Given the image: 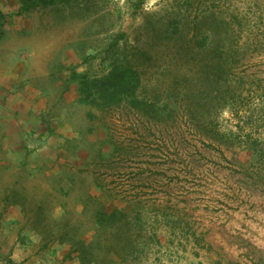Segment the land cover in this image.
<instances>
[{
	"label": "rangeland",
	"instance_id": "374dc122",
	"mask_svg": "<svg viewBox=\"0 0 264 264\" xmlns=\"http://www.w3.org/2000/svg\"><path fill=\"white\" fill-rule=\"evenodd\" d=\"M43 1L29 14L63 27L66 75L101 77L131 58L136 96L154 108L88 104L96 127L81 135L79 171L102 201L82 198L90 208L64 231L62 257L33 246L11 264H264V0ZM209 52L222 63L213 85ZM163 108L164 122L147 123ZM101 206L113 219L95 225Z\"/></svg>",
	"mask_w": 264,
	"mask_h": 264
},
{
	"label": "crops",
	"instance_id": "0c3cea01",
	"mask_svg": "<svg viewBox=\"0 0 264 264\" xmlns=\"http://www.w3.org/2000/svg\"><path fill=\"white\" fill-rule=\"evenodd\" d=\"M22 1L0 0V256L6 244L5 262L24 260L28 255L21 250L33 246L62 257L61 249L70 245L64 231L79 229V218L90 208L82 198L102 196L79 171L89 159L88 143L79 141L83 134L85 141L94 137L89 131L96 127L91 116L97 110L66 75L74 52L64 48L63 27L34 18Z\"/></svg>",
	"mask_w": 264,
	"mask_h": 264
},
{
	"label": "trees",
	"instance_id": "16d2710c",
	"mask_svg": "<svg viewBox=\"0 0 264 264\" xmlns=\"http://www.w3.org/2000/svg\"><path fill=\"white\" fill-rule=\"evenodd\" d=\"M22 3L23 8L25 10H29L39 6L40 4H46L47 2L43 0H23ZM170 25H172V23L171 21H168L166 29H168ZM209 53L210 56L208 55L209 57L207 58L208 62L206 64V67L209 68L211 66V68H209L211 69V71L209 72L208 76L211 77L210 82H212L213 85V83H216V79H218V77L222 73V63L218 64V61L215 63L216 58L214 56H211L215 53ZM119 55L120 54H118V56L112 60L109 71L101 77L89 78L86 75L77 74L74 71L71 73V79L78 83L82 100L87 104L98 107L101 106L102 108H117V106H119L121 102H124L125 105L129 108H138L141 105L142 107H144L143 109L145 111L147 108L153 112L154 102L143 104V102H140V100L136 96V90L140 81L137 67L132 63L131 58H120ZM209 63L210 65H208ZM214 87L216 89H214L213 91V96L211 95L212 91L209 92L207 90L205 100H207L208 104L212 102L219 104L218 102L221 99V89H219V87L217 86ZM170 106H172L171 109H169L171 112H174L175 109L177 110L175 103ZM164 107L166 108L167 104L164 105ZM165 108L160 109L161 112L156 111L154 114L155 116H149V114L143 115L147 118V123L149 120L153 121L154 124L164 122V120L160 118L159 114L163 113ZM96 213L97 215L95 214V216L97 217V220L94 221L95 225L106 224V218L113 219L114 215L113 210L106 212L103 206H101ZM109 223L111 222H108V224ZM85 242L86 241L81 242L83 246L88 247L91 244H87ZM127 244H129V242H127ZM7 262L8 264H11L9 260Z\"/></svg>",
	"mask_w": 264,
	"mask_h": 264
}]
</instances>
